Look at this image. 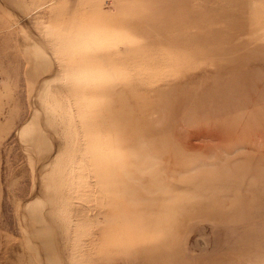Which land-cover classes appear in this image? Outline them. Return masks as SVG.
Listing matches in <instances>:
<instances>
[{
  "label": "rangeland",
  "instance_id": "rangeland-1",
  "mask_svg": "<svg viewBox=\"0 0 264 264\" xmlns=\"http://www.w3.org/2000/svg\"><path fill=\"white\" fill-rule=\"evenodd\" d=\"M0 264H264V0H0Z\"/></svg>",
  "mask_w": 264,
  "mask_h": 264
}]
</instances>
